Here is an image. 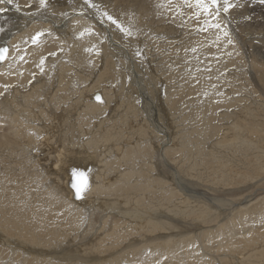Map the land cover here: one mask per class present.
Listing matches in <instances>:
<instances>
[{"label":"bare ground","instance_id":"6f19581e","mask_svg":"<svg viewBox=\"0 0 264 264\" xmlns=\"http://www.w3.org/2000/svg\"><path fill=\"white\" fill-rule=\"evenodd\" d=\"M176 1L0 3V164L24 159L34 185L22 190L44 194L36 207L0 196V264H211V252L264 264V30L247 42L249 67L229 36L264 0H241L239 12L219 0L211 30L185 39ZM157 45L181 51L176 86L163 87L174 77ZM74 173L87 181L79 199ZM26 203L36 222L18 220Z\"/></svg>","mask_w":264,"mask_h":264},{"label":"rangeland","instance_id":"374dc122","mask_svg":"<svg viewBox=\"0 0 264 264\" xmlns=\"http://www.w3.org/2000/svg\"><path fill=\"white\" fill-rule=\"evenodd\" d=\"M243 1V0H242ZM241 0H239V2H238V0H232L231 1V4L232 5H236V7H234V6H232L231 8H229V10L231 11H240L241 9L238 7V4H241V2H242ZM249 0H247V1H245V2H248ZM189 2V3H188ZM244 1H243V3L242 4H246ZM176 3L177 4H179V7L177 8L178 9V11H179V14H178V22H177V24L179 23V25H178V27H176V32L178 33V31H180L181 30V28L179 27V26H183L182 28L185 30V31H187L185 34H184V39L185 38H188V36H189V38H193L195 35H197V34H205V32L208 30V29H210L211 30V27H209L207 24H206V20L208 19V18H213V16L211 17V16H209L208 18H205V17H207L206 15L207 14H205V13H203L200 9H197L196 7H195V2H194V0H177L176 1ZM235 3V4H234ZM31 6H32V8H34V1H31V4H28V5H26V6H24V9H29V7L31 8ZM27 7V8H26ZM184 7V8H183ZM236 9H234V8ZM180 8V9H179ZM187 8V9H186ZM183 9V10H182ZM190 11H189V10ZM244 9V8H243ZM180 10H181V13H180ZM214 11H216V9H213ZM188 11H189V13L190 14H187L188 13ZM242 11V10H241ZM6 11H5V8L2 10V14L3 13H5ZM183 12V13H182ZM253 12V13H252ZM258 13V14H257ZM260 13V14H259ZM247 16H246V15ZM255 15V16H254ZM188 16V17H187ZM200 17V18H199ZM249 17V18H248ZM255 17V18H254ZM257 17H259V18H257ZM243 18V19H242ZM247 18V19H246ZM252 18V19H251ZM184 19V20H183ZM189 20V23H188V20ZM214 19H216V18H213L212 20H214ZM257 19V20H256ZM238 20H239V22H238ZM252 20V21H251ZM255 20V21H254ZM260 20V21H259ZM262 20H264V13L263 12H260L259 10H254V9H252V10H250V9H248V10H244L243 11V13H242V16H241V18L239 19V18H235V21H236V23L234 22V28L235 29H238V31L239 32H237L238 33V35H239V33L242 35V33H243V36H245V38H241V37H243V36H241L240 35V38H239V36L236 38L232 33L230 34V28H229V25H228V23L227 22H225V24L227 23V28H229V29H227L226 28V30H229V32H228V34H230L229 36H230V38L231 39H233V45L235 46L236 45V47H235V50L236 51H238V47H240V46H237V44H239V45H243L242 47H240L239 48V53H240V55H241V53H242V56L241 57H244L243 59H244V61H246L245 62V64H248V63H251V62H249V61H251L252 59H251V52H250V49H249V46H248V44H247V42H249V40L250 39H252V38H254V37H259V38H263V33H264V29H262V28H264V21H262ZM226 21V20H225ZM257 21V22H256ZM191 22V23H190ZM205 22V23H204ZM238 22V23H237ZM242 22V23H241ZM244 22V23H243ZM253 22V23H252ZM116 23V22H115ZM204 23V24H203ZM246 23H249L248 25L246 24ZM256 23H257V25H256ZM260 23H261V25H262V28H261V25H260ZM224 24V25H225ZM235 24H237V26L235 25ZM260 26H259V25ZM187 25V26H186ZM207 25V26H206ZM114 26H116V29L118 30V32L119 33H123V31H121V27L120 26H117L116 24H114ZM225 26V27H226ZM238 26H241V28H239ZM245 26H247V28L245 27ZM251 26V27H250ZM258 29H257V28ZM260 27V28H259ZM0 28H3V27H0ZM208 28V29H207ZM243 28L244 29H246V30H243ZM120 29V30H119ZM178 29H180V30H178ZM182 29V30H183ZM188 29V30H187ZM259 29H261L260 30V32H259ZM4 30V28L3 29H0V32L1 31H3ZM181 30V31H182ZM248 30V31H247ZM235 31H237V30H235ZM262 31H263V33H262ZM247 32V33H246ZM121 33V34H122ZM139 32H137V33H134L135 35L136 34H138ZM176 33V34H177ZM257 33H259L260 35H258ZM131 34H133V30H131ZM183 34V33H182ZM190 34V35H189ZM227 34V33H226ZM227 34V35H228ZM246 34V35H245ZM247 34H249V35H247ZM97 35V34H96ZM232 35V36H231ZM252 37H251V36ZM257 35V36H256ZM99 36H103L102 37V40L101 41H104L105 40V35L104 34H99ZM122 36L123 37H125V35L124 34H122ZM229 36H227L226 37V39L229 37ZM247 37V38H246ZM251 37V38H250ZM126 38V37H125ZM250 38V39H249ZM107 39V38H106ZM237 40V41H236ZM241 40H243V41H241ZM246 40V41H245ZM182 41V40H181ZM211 41V40H210ZM236 43H235V42ZM212 43L213 42H215V44H217V43H219V41L218 40H216V41H211ZM227 44H224V47L225 48H230V45H231V43L229 42V40H227V41H225ZM235 43V44H234ZM103 45H104V49L106 48V49H109L110 47V45H108L107 44V42H106V40L103 42ZM107 45V46H106ZM226 45V46H225ZM246 45V46H245ZM174 46L175 47H178L177 45H173L172 46V48H169L168 49V47L169 46H165V48L164 47H162V48H158L159 47V45H157V47L155 46L154 47V52H155V54L159 57V58H166V60H164V62L165 63H170L171 64V66H170V64H169V66H163L162 67V69H166V70H168L169 71V75H171L172 77H174L173 79H162V81H163V83L160 81L159 82V84L160 83H162L163 84V87L166 85V84H169L170 85V83H172V84H174L175 86L177 85V84H179L180 82H182V81H180L181 79H179L180 78V74L179 73H176V70L178 69V67L177 66H175L174 65V62L173 61H176L180 56H181V51H179V53L178 52H175L173 49H174ZM109 47V48H108ZM220 47H222V50L223 51H226V50H224L225 48H223V46H220ZM200 48H202V47H200ZM237 48V49H236ZM242 48V49H241ZM241 49V50H240ZM219 50V49H218ZM160 51H161V53H160ZM249 51V52H248ZM56 52H59L58 50H56ZM157 52H159V53H157ZM162 54H163V56H162ZM168 54V55H167ZM217 54V53H216ZM248 54H249V57H248ZM160 55V56H159ZM169 55H171V56H169ZM156 56V57H157ZM175 58V60H174V58ZM217 57H219L220 58V56H219V54H217ZM171 58V59H170ZM245 58H247V59H245ZM151 65H153V67H152V70H154V72L155 73H157V71H156V67H157V65H154L153 63L151 64ZM248 67H249V64L247 65ZM250 66H251V64H250ZM141 68L140 69H143L142 68V66H140ZM144 67H146V65L144 66ZM173 70V71H172ZM159 73V72H158ZM173 73V74H172ZM186 76V74L185 73H183V76ZM189 75H190V73H189ZM129 76V75H128ZM127 76V78L125 79L126 80V83L127 82H129V80H130V76L128 77ZM191 76V75H190ZM179 77V78H178ZM179 80H178V79ZM192 79H195V75H193L192 77H191ZM166 82V84H165V82ZM172 81V82H171ZM233 81V80H232ZM232 81H231V83H232ZM235 82V83H234ZM233 85L234 86H236V87H234L235 89H237L238 87H239V82H237V81H233ZM157 86H159V88H160V86L161 85H157ZM163 87H161L160 89H162ZM236 93H238V91H236ZM239 94H241L240 92H239ZM236 95H238V94H235V96ZM189 100V99H188ZM190 101V100H189ZM194 105V104H193ZM193 105H190L188 108H187V111H189V112H191V110L194 112V115L195 116H197L196 118H194L193 117V114L192 113H190V114H192L191 115V120L192 121H189V123L190 124H192V125H194V123H197L198 122V125H201L202 124V122H199L200 121V119H201V117H202V115L200 114V112H201V109H199V108H197V107H195V106H197L196 104H195V106H193ZM196 109H197V111H196ZM186 111V112H187ZM188 113V112H187ZM152 114L153 115H156V111L154 110L153 112H152ZM161 114V113H160ZM161 118L160 119H164V116H163V114H161V116H160ZM158 118V117H157ZM198 118H199V120H198ZM159 119V118H158ZM162 121H164V120H162ZM192 122V123H191ZM189 123L188 122H186V124L185 125H189ZM5 130H2V132H4ZM6 132V131H5ZM4 132V133H5ZM5 152H6V150L7 149H3ZM2 150V151H3ZM2 151H1V153H0V155L2 154ZM6 155H8V153L6 152ZM6 162H2V164H0V169L2 170V173L0 172V184L2 185V187H1V185H0V196L1 197H3L4 195H5V197H3V201L4 200H10V199H15V196L17 195V198H19V199H21V200H27V199H29V198H31L32 199V201H34V206L36 207V203H37V201L39 200V199H41V197L44 195H40V192L38 193V191L36 190V193L34 194V196L33 195H31V192L29 193V194H27V191H29V185L30 186H33L34 185V183H30L29 185H28V181L30 180V175L28 174V170L30 169V168H28V167H26V169H25V166H27L23 161H24V159L23 160H21V161H14V160H12V162H10V161H8V160H5ZM7 162H9V164L7 165L6 163ZM14 162V163H13ZM17 162V163H16ZM19 162H21V163H19ZM22 163H23V165H22ZM237 164H238V162H236ZM18 164V165H17ZM237 164H235L236 166H237ZM2 165V166H1ZM5 166V167H4ZM7 166V167H6ZM13 167V168H12ZM20 167H22V168H20ZM247 167V166H246ZM8 168V169H7ZM247 168H249V167H247ZM13 169H15V170H13ZM25 169V170H24ZM28 169V170H27ZM3 171H5V172H3ZM16 171V172H15ZM22 172H23V174H22ZM7 174V175H6ZM3 178H2V177ZM6 176V177H5ZM8 176V177H7ZM11 176V177H10ZM208 176V177H207ZM207 176L205 175V179H207V180H205V179H202L203 181L205 180V184L206 183H216V182H218L219 181V179H215L214 180V178H212V176H210L209 174H207ZM18 177V178H17ZM209 177H211L212 179L210 180V178ZM7 178V179H6ZM254 179L253 178V176H248L246 179ZM3 179V180H2ZM19 179V180H18ZM239 179V178H238ZM238 179H234L235 181H238ZM245 179V178H244ZM6 180V181H5ZM18 180V181H17ZM3 181V182H2ZM9 181H10V183H9ZM21 181H24L23 183H21ZM216 181V182H215ZM2 182V183H1ZM5 182V183H4ZM9 183V184H8ZM14 183V184H13ZM11 184V185H10ZM21 184V185H20ZM4 185V186H3ZM7 185V186H6ZM9 185V186H8ZM217 186H215V187H221V185L220 184H216ZM23 186H28L27 187V189H25V190H22L23 189ZM21 187V188H20ZM17 192H16V191ZM3 191V192H2ZM6 191V192H5ZM11 191V192H10ZM22 191V192H21ZM4 192H5V194H4ZM4 194V195H3ZM18 194H21V196H19ZM13 197H12V196ZM28 195V196H27ZM39 195H40V197H39ZM8 196V197H7ZM23 196V197H22ZM11 197V198H10ZM28 197V198H27ZM34 198V199H33ZM18 199V200H19ZM45 203H47V200L46 199H43V200H41V204H42V206L44 205H46ZM27 206L30 208V206H29V204L28 203H26L25 204V208H27ZM20 208V210H18V211H16L18 214H19V218H18V220H21V221H23L24 219L25 220H27V218L28 217H30V215L31 214H28V213H30L29 212V208H27V211H26V209L25 208H23V212H22V207H19ZM45 210V209H44ZM20 211V212H19ZM43 211V210H42ZM21 213V214H20ZM24 214V215H23ZM27 214V215H26ZM52 213H50V215H51ZM31 217H33V218H31V219H33L35 222H36V220H35V214H32L31 215ZM23 219V220H22ZM30 220V219H29ZM44 222V221H43ZM46 223V222H45ZM215 249V248H214ZM213 250V249H212ZM213 252H215V250H213ZM209 254V253H208ZM208 254H207V256H208ZM213 254V255H212ZM216 256V258H215V256ZM211 256H213V258L211 257L210 258V260H211V264H227L226 263V261H225V259L226 258H223V257H221L220 255L218 256V254H215V253H212L211 252ZM218 256V257H217ZM218 259V260H217ZM222 259L224 260V262L222 261ZM213 260V261H212ZM215 261H217L216 263H215ZM219 261H220V263H219ZM221 262H223V263H221Z\"/></svg>","mask_w":264,"mask_h":264},{"label":"snow or ice","instance_id":"6c2138e0","mask_svg":"<svg viewBox=\"0 0 264 264\" xmlns=\"http://www.w3.org/2000/svg\"><path fill=\"white\" fill-rule=\"evenodd\" d=\"M5 2V0H0V3ZM41 5L45 4V0H40ZM7 3H12V0H7ZM233 5L229 2V0H224V6L223 11L227 12L229 8H231ZM195 7L197 9H200L203 13L212 15L213 9H216V12H219V0H195ZM115 23V21H113ZM214 27L219 28L220 25L217 23L213 25ZM38 34L36 37L33 38L34 42L39 39ZM7 53V49H0V61L5 59V54ZM98 102H101V98L99 96L96 97ZM78 177V183L74 184L73 187L76 189V195L77 198L81 197L82 192L87 188V181L84 178L83 173H74Z\"/></svg>","mask_w":264,"mask_h":264},{"label":"water","instance_id":"95a60500","mask_svg":"<svg viewBox=\"0 0 264 264\" xmlns=\"http://www.w3.org/2000/svg\"><path fill=\"white\" fill-rule=\"evenodd\" d=\"M0 49H7V51H8V47H7L6 44L3 45V46H1ZM6 55H7V53L5 54V58H6ZM4 60H5V59H4ZM4 60L0 61V64H1ZM97 96H99V95L96 94V95L94 96V100H95V101H97V99H96ZM74 184H77V183H73V184H71V187H72L73 192H74V199H79V198H77V195H76V189L73 187Z\"/></svg>","mask_w":264,"mask_h":264}]
</instances>
